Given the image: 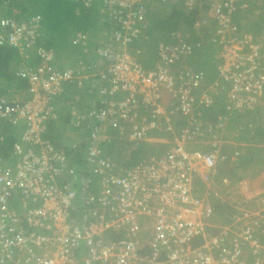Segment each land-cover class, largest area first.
Instances as JSON below:
<instances>
[{"label": "built area", "instance_id": "obj_1", "mask_svg": "<svg viewBox=\"0 0 264 264\" xmlns=\"http://www.w3.org/2000/svg\"><path fill=\"white\" fill-rule=\"evenodd\" d=\"M151 1H102L100 10L113 29L95 51L110 79L109 88L99 92L123 91L125 97L101 98V106L86 113L92 126L85 156L97 187L44 138L54 119L53 97L67 82L76 79L80 85V75L51 67L54 51L40 42V15H0V47L15 49L23 58L30 51L38 57L35 65L23 62L15 72L25 81L27 96L0 97V118L24 125L11 146L12 162L0 158V264H247L246 253L254 256L250 264H264V186L249 193L214 177L227 158L222 147L241 129L238 124L236 133L226 135L229 117L256 111L264 98V43L235 24L236 0H213L191 25L200 34L212 27L217 43L212 81L205 84L200 71L185 61L200 43L188 41L181 31L170 34L172 42L157 43L156 63L146 70L129 47L140 35ZM195 2L183 0L188 8ZM82 38L78 34L75 40ZM219 93L225 112L216 123L201 121L195 105L211 106ZM140 107H150V119L139 117L129 139L151 140V133L162 129L169 134L166 151L117 172L100 147L108 140L104 123L135 120ZM238 155L233 150L230 159ZM212 200L233 209L225 224L216 222Z\"/></svg>", "mask_w": 264, "mask_h": 264}, {"label": "trees", "instance_id": "obj_2", "mask_svg": "<svg viewBox=\"0 0 264 264\" xmlns=\"http://www.w3.org/2000/svg\"><path fill=\"white\" fill-rule=\"evenodd\" d=\"M102 1L103 0H95L94 4L93 0H0V15L14 17L15 19H23L33 14L40 15L43 32L40 42L44 46L51 48L55 52L57 59H61L63 56L75 53V51H77V45L84 47L88 41L90 32L96 29L95 25L98 18L106 17L100 10L103 6ZM243 1L247 2L248 0L235 1L236 4L232 18L240 30L253 33V35L261 39V42L264 43V14L260 17V19H262V26L258 27L253 21L245 17V9L247 8H245V6L241 7L244 3ZM212 2L213 0H196L195 5L191 8L185 7L183 0L170 4L168 9H164L162 7L164 4L160 2L159 4H153L152 6L150 4L149 7L147 6V12L144 14L143 23L142 26H140V35L129 47L136 61L146 70L153 68L157 60V43L159 41L167 43L172 42L170 34L174 31H181L186 33L188 41L193 44L196 42L200 43L198 47H195L194 53L187 58L186 62L192 68L200 71L204 83L208 85L215 77L214 65L216 61L215 53L217 50V43L213 41V30L211 26L202 30V33L195 37L194 35L197 34L192 30L191 25L211 8ZM14 10H16V14H13ZM78 34L83 35V38L77 42L75 38ZM203 34V40H201L200 36ZM98 48L99 46L90 49H94V54L92 53V58L94 60H97L95 51ZM28 54L27 58H23L15 49L9 48L8 46L0 47V77H7L8 74H11V77H13L12 75L16 68L14 71L10 70L9 66L12 62H15V64L17 63L19 67L23 62H26L28 65H35L38 62V57H36L34 51H30ZM55 61L51 64L53 69L56 63L58 66V62ZM76 61L78 65L82 64V60L77 59ZM17 80L25 84L23 79ZM22 85L23 84H21V86ZM8 93L9 91L7 95ZM196 93L197 90L194 91V94ZM222 96L223 93H219L211 106L196 104L195 114L197 117L206 123H216L219 116L225 112ZM101 98L103 100L106 99L103 95L99 97L98 105L95 106L96 108L101 106ZM165 103L168 104L167 99ZM141 108L135 110L136 115L147 114V112L145 113ZM254 112V114L251 112L245 115H231L227 123V131H229L228 136L231 137L236 133L234 129H236L239 124L241 129L236 130V137H231L233 140L242 136L245 141H250L252 143H260L261 141L263 145L261 147L247 145L237 149L234 148V150L239 151V155L235 160H231V155L225 151L226 149H223L227 154V158L219 163L214 173V177L216 176L218 180L224 177L234 183L240 180L239 173L242 171L249 177V179L245 181L247 189H252V187L260 181H263L260 182V184L264 183V128L261 126L264 124V116H262V113L257 114V111ZM250 114L254 115L252 120H245ZM84 119L88 123V128H86L88 131H85V133H89L92 123L88 121L87 116L86 118L84 117ZM235 120L238 122L233 123ZM20 122L22 121H18L14 124L7 119L0 118V158L1 161L8 164L12 162L11 146L16 140L17 135L12 125L16 126V124ZM177 122L176 126H180L182 121ZM54 125V123L48 124L49 128L47 127V131L44 133L45 139H48L53 146H56L73 158V164L76 170L80 172L81 175L90 176L92 186L97 187V179L95 176L91 175L86 162L85 144L83 141H81L78 134H76L69 145H63L65 142L63 139L65 138L57 134L56 128L58 127H54ZM63 125L64 124L61 126L63 127ZM74 126L78 127L79 125L75 122ZM232 128L234 131H232ZM106 147L110 149L111 145H107ZM153 149L155 150V148ZM165 151L166 147L153 153L148 144H135V148L129 150L128 157L126 158L127 160H124L121 166H117V164L114 163L116 162L114 161L116 156L113 154V151H106L107 154L105 155L102 150V154L108 163L115 165L116 171L118 172L122 168H130L138 163L147 162L151 158H159L164 155ZM119 159H122V156H120ZM201 189V186L198 184L197 191L201 192ZM11 203H13L12 205L16 208L17 205L15 200ZM212 204L216 219L223 221V224H225L226 221H228L227 216L233 212V209L219 200H212Z\"/></svg>", "mask_w": 264, "mask_h": 264}, {"label": "crops", "instance_id": "obj_3", "mask_svg": "<svg viewBox=\"0 0 264 264\" xmlns=\"http://www.w3.org/2000/svg\"><path fill=\"white\" fill-rule=\"evenodd\" d=\"M158 1V0H157ZM245 4V17L248 20H251L254 22L255 25L262 26L261 22L262 19L260 17L264 14V0H248L243 1ZM167 7H169V4H164ZM165 6V7H166ZM153 8V7H152ZM168 9V8H166ZM95 28L93 32H90V35L88 36V41L84 47L76 46L77 51L75 53L68 54L66 56H63L61 59H57L56 54L54 52V61L58 62L54 67L56 70H62L65 68H71L73 69L77 75H80L81 77V84L77 85L76 84V79L71 82H67L63 85L62 91L57 95L53 97L52 100V105H53V111H54V119L50 120L47 123L45 132L47 131L48 124L54 123V127L57 130V134L63 136L65 141L63 145H69L72 139L76 134H78L79 138L85 146L88 143V123L84 119L86 118V113L90 111L92 108H96L95 106L98 105V99L99 97H102L100 94L99 90L101 88L108 89L110 86V79L108 78V75L106 74V63L97 59L94 60L92 58V53L94 54V49L93 47H102L106 44L107 41H109V37L111 34V31L113 29V23L107 19V17H99L98 21L95 25ZM249 32V31H248ZM255 39H259L253 33L249 32ZM197 35H194L195 37L199 36L200 33H197ZM204 36V34H203ZM262 41L261 39H259ZM160 42V41H159ZM89 45V47H88ZM96 56V55H95ZM82 60V64L78 65L76 60ZM15 62H12L9 66L11 71H14V74L11 77V74H8L7 77L3 76L0 77V96H9L11 93H16L19 94L22 97L27 96V93L22 92L24 89H26V83H21L19 80L16 79L15 77V72L19 66ZM25 82V81H24ZM21 84H23L21 86ZM9 91L8 95L7 92ZM125 92L123 91H116L112 95H103L108 101H118L122 100L125 97ZM166 98L164 97V102L163 106L166 107ZM141 108V107H140ZM142 110L147 114H140L136 115L135 114V120L129 119L127 117H120V119H116L113 123L108 124L109 122L104 123V134L108 137V140H101L100 141V147L103 150L104 154L106 155L107 152L113 151V154L116 156L115 160L117 166H121L122 162L124 160L126 161L128 157V152L132 148H135V144H148L149 147L152 149V152H157L160 151L161 149H164L167 145V139L169 134L166 133L164 130H154L151 133L152 139L151 140H145V141H140V142H133L129 139V134L132 131V127L134 124L138 123V118L141 116H145L147 120L150 119V107H142ZM257 114L262 113V116L264 115V98L261 101V104L256 110ZM255 112H252L254 114ZM248 115L245 120H252L254 115ZM118 118V116L116 117ZM82 119V122H81ZM80 120V121H79ZM77 123L79 125L78 127L74 126V123ZM81 122V123H80ZM237 123L238 121L235 120L233 123ZM80 123V124H79ZM62 124L63 127L61 126ZM14 130L16 131V140H19L20 134L23 130V123L20 122L16 124V126L12 125ZM264 128V124L261 125ZM49 128V127H48ZM233 130V128H232ZM226 133H229V131H225ZM240 137V138H239ZM237 139H229L230 143L225 144L222 149H226L230 155L232 151L237 148L247 146V145H254V146H259L261 147L263 143L260 141V143H252L250 141H245L242 136H239ZM44 138H46L44 136ZM155 138V139H154ZM14 141V142H15ZM66 143V144H65ZM110 143V144H108ZM128 144V145H127ZM233 144H235L233 146ZM107 145H111V148H107ZM238 145V146H237ZM237 146V147H236ZM57 150L63 152L56 146H54ZM129 148V149H126ZM155 148V150L153 149ZM229 148V149H228ZM233 148V149H230ZM65 153V152H64ZM66 154V153H65ZM68 166L73 167L76 169L74 166V161L73 158H71L68 154ZM122 156V159H119V157ZM232 160V159H231ZM244 177V178H243ZM240 180L234 182L236 184H233L231 181H229V184L231 185H237L240 184L242 187L246 188L245 186V181L246 179L248 180L249 177L246 174H243L239 178ZM216 180L218 178L216 177ZM263 182V181H260ZM257 183L252 187V189H248L249 193L251 192H259L263 186L264 183L260 184ZM199 184V182H198ZM247 189V188H246ZM216 219V217H214ZM217 223L221 224L223 221L217 220ZM262 237V238H261ZM260 237V240L263 242L264 241V235ZM254 256L252 253H246L245 259L246 263L250 264L253 260Z\"/></svg>", "mask_w": 264, "mask_h": 264}, {"label": "rangeland", "instance_id": "obj_4", "mask_svg": "<svg viewBox=\"0 0 264 264\" xmlns=\"http://www.w3.org/2000/svg\"><path fill=\"white\" fill-rule=\"evenodd\" d=\"M93 2H94V4H95V0H93ZM159 4V0L157 1V0H153V1H151V6L153 5V4ZM166 5H162V7L164 8V9H166V8H168L167 6L165 7ZM149 7V6H148ZM187 60V58L185 59V61ZM264 116V115H263ZM263 122H264V117H263ZM229 133H227L226 135H228ZM235 144H233V146H234ZM238 146V145H237ZM236 146V147H237ZM229 149V148H228ZM230 149H233V148H230ZM226 150H227V148H226ZM243 174H244V172H240L239 173V176L241 177V176H243ZM236 183H237V181H236ZM235 183V184H236ZM234 186H239V187H237V188H240V189H242V186L240 185V184H237V185H234Z\"/></svg>", "mask_w": 264, "mask_h": 264}, {"label": "bare ground", "instance_id": "obj_5", "mask_svg": "<svg viewBox=\"0 0 264 264\" xmlns=\"http://www.w3.org/2000/svg\"><path fill=\"white\" fill-rule=\"evenodd\" d=\"M79 121H80V120H79ZM81 122H82V119H81ZM81 122H80V123H81ZM80 123H79V124H80Z\"/></svg>", "mask_w": 264, "mask_h": 264}]
</instances>
